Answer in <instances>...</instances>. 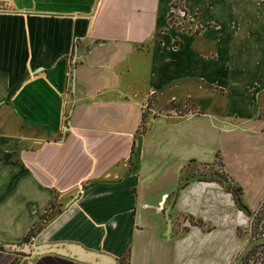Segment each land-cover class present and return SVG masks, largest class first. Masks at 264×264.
<instances>
[{
	"label": "crops",
	"instance_id": "0c3cea01",
	"mask_svg": "<svg viewBox=\"0 0 264 264\" xmlns=\"http://www.w3.org/2000/svg\"><path fill=\"white\" fill-rule=\"evenodd\" d=\"M263 100L264 0H0V242L77 243L116 264L129 242H162L187 264L213 228L177 231L174 217L219 205L205 196L198 211L213 180L178 187L169 206L173 189L218 152L252 209ZM222 253L206 264H227ZM0 264L87 263L0 248Z\"/></svg>",
	"mask_w": 264,
	"mask_h": 264
},
{
	"label": "rangeland",
	"instance_id": "374dc122",
	"mask_svg": "<svg viewBox=\"0 0 264 264\" xmlns=\"http://www.w3.org/2000/svg\"><path fill=\"white\" fill-rule=\"evenodd\" d=\"M240 11L247 14L248 9L241 8ZM236 16V20L232 22V24L235 23L233 24L234 26L238 25V32L250 33V28L247 25V23H249L248 18L241 14ZM170 20L172 21V18ZM183 25L184 28H186V19L182 21L181 26ZM225 30L229 31L228 24H220L212 29V31L222 33L225 32ZM178 104L179 103L176 105ZM186 110L196 111L188 102L180 105L179 112H184ZM260 115L264 121V100L262 101ZM195 161H197V159H195ZM200 169L201 171L199 170L196 173L208 174V178H211L213 181L212 184L209 185L212 189L210 191H203L201 195V197H203V199H201L203 203L199 205L198 211L204 212L208 209V207L206 208L205 206V200H207L205 196H207V202L210 204L214 202L215 205H219V217L216 216V214H211V216L202 218L196 215L182 214L181 216L178 215L174 217V227L177 231H184L189 226H197L205 232L213 228L209 234H204V245L199 250L194 251L191 257L188 256L189 262L187 264H196L195 261L197 260L205 264L209 261L212 262L220 250L223 252V257L226 253L227 264H231L238 251L247 242L264 234V194L252 209L249 208L246 214L239 210L234 202L233 194L234 196L237 195L235 187L228 185L227 181H224V179L220 180L224 171L217 158L213 159L211 163L203 164ZM239 202L244 205H251L248 200H243L242 198L239 199ZM151 245V248L145 249L138 244L135 245L133 241L131 243L129 242L128 264H173L177 262L175 249H168L162 242L155 244L151 243ZM189 254H191V252H189ZM187 258L185 257V259ZM119 264H124V260ZM242 264H264V244L253 248V250L245 256Z\"/></svg>",
	"mask_w": 264,
	"mask_h": 264
},
{
	"label": "water",
	"instance_id": "95a60500",
	"mask_svg": "<svg viewBox=\"0 0 264 264\" xmlns=\"http://www.w3.org/2000/svg\"><path fill=\"white\" fill-rule=\"evenodd\" d=\"M208 174H195L187 177L176 184L173 192L170 196L169 206L172 203L175 192L178 187L187 184L192 180L208 177ZM168 208L164 211L165 218V234L170 231L171 221L167 215ZM264 242V235L257 236L247 242L236 254L231 264H239L244 255L255 245ZM0 248L10 252L24 253L32 256H39L44 254H55L58 256L70 258L78 262H84L87 264H116L115 258L109 256L100 251L86 249L77 243L71 242H53V243H41L34 246H29L27 243H2L0 242Z\"/></svg>",
	"mask_w": 264,
	"mask_h": 264
},
{
	"label": "trees",
	"instance_id": "16d2710c",
	"mask_svg": "<svg viewBox=\"0 0 264 264\" xmlns=\"http://www.w3.org/2000/svg\"><path fill=\"white\" fill-rule=\"evenodd\" d=\"M176 4H174L173 2H171V4H170V6L171 7H174ZM169 16H170V13L168 14ZM169 21H170V17H169ZM171 23V22H170ZM197 31H198V29L196 28L194 31H193V33H197ZM143 119L141 120V123H140V131H142L143 130ZM214 157L215 158H217L218 159V152H216L215 154H214ZM220 163V162H219ZM221 165V164H220ZM224 179V181H227V183H228V185H230L231 187L233 186V187H235V190H236V193H237V195L236 196H234V194H233V197H234V202H235V204L238 206V209L239 210H241L242 212H244V213H246L247 214V212L249 211V208L247 207V206H245L243 203H240L239 202V199H241L240 198V195H241V188L237 185V184H235V183H233L232 182V180L227 176V174L226 173H224L223 172V174L221 175V179L220 180H223ZM199 180H203V181H207V180H212L211 178H208V177H204V178H200ZM219 181V180H218ZM32 233V231L30 230V231H28L27 232V234H26V237L23 239V241H25L26 239H27V236H29L30 234ZM264 235V234H263ZM264 244V242L263 243H260V244H257V245H255V246H253L245 255H244V257L242 258V260L240 261V263L239 264H242V262H243V259H245V256L249 253V252H251L252 250H253V248H255V247H257V246H260V245H263ZM124 260V264H127V253L126 254H124V255H122V257L120 258V260H119V263L121 262V261H123Z\"/></svg>",
	"mask_w": 264,
	"mask_h": 264
},
{
	"label": "built area",
	"instance_id": "2783aa9c",
	"mask_svg": "<svg viewBox=\"0 0 264 264\" xmlns=\"http://www.w3.org/2000/svg\"><path fill=\"white\" fill-rule=\"evenodd\" d=\"M74 62H75V58L72 57L71 63H74Z\"/></svg>",
	"mask_w": 264,
	"mask_h": 264
}]
</instances>
